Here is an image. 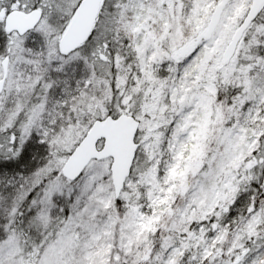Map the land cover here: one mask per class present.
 Segmentation results:
<instances>
[{
    "label": "snow or ice",
    "instance_id": "obj_1",
    "mask_svg": "<svg viewBox=\"0 0 264 264\" xmlns=\"http://www.w3.org/2000/svg\"><path fill=\"white\" fill-rule=\"evenodd\" d=\"M0 264H264V0H0Z\"/></svg>",
    "mask_w": 264,
    "mask_h": 264
}]
</instances>
